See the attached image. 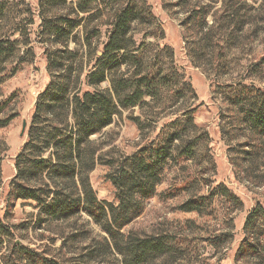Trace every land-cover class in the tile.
<instances>
[{"label": "rangeland", "instance_id": "1", "mask_svg": "<svg viewBox=\"0 0 264 264\" xmlns=\"http://www.w3.org/2000/svg\"><path fill=\"white\" fill-rule=\"evenodd\" d=\"M135 1L142 14L132 24L134 42L127 52L142 63L127 62L112 73H171L175 85H158V95L122 109L91 138L101 146L103 159L116 164L146 147L153 154L168 137L175 139L161 181L122 231L168 236V252L145 264H241L246 259L238 263L236 254L245 220L254 208L264 209V136L249 127L235 97L240 84L264 91V0ZM127 3L97 0L85 13L78 10V0H66L57 8L45 5L41 13L39 0H0V123L13 117L0 126V222L15 227L18 244L61 264L89 261V249L106 234L86 213L41 220L36 201L10 192L16 160L36 103L58 74L50 69L49 57L62 54L64 67L73 65L74 75L83 60L77 88H87L84 75L103 57L115 11ZM59 16L64 27L81 23L63 44L54 43V34L40 26L43 18ZM87 33L94 35L91 48ZM65 49L76 51V60L68 59ZM112 75L98 88L110 90ZM113 171L97 164L90 173L102 202H117ZM188 200L203 201L202 210H182ZM115 256L114 264H123V257Z\"/></svg>", "mask_w": 264, "mask_h": 264}, {"label": "trees", "instance_id": "2", "mask_svg": "<svg viewBox=\"0 0 264 264\" xmlns=\"http://www.w3.org/2000/svg\"><path fill=\"white\" fill-rule=\"evenodd\" d=\"M96 1L78 0L77 8L86 13L92 10L91 6ZM65 2L39 0L41 13L45 5L57 8L59 3ZM141 14L135 0H128L126 5L116 9L103 57L94 66L99 62L102 64L96 69L92 66L84 75L87 88H77L83 60L79 63L80 71L74 75L73 65L64 67L63 61L66 59L62 54L49 57L50 69L58 74L36 103L28 140L16 160L18 173L10 192L16 198L36 201L40 206L41 220H63L86 213L106 234L102 241L89 249V261L80 264H114L115 254L123 257V264H145L166 254L169 249L166 235L140 236L122 230L141 214L140 201L154 193L161 181L160 174L170 157L174 135L155 148L153 154L146 147L117 164L113 160H104L99 154L101 146L91 138L111 124L122 109L140 105L145 102L146 96L158 95L159 90L155 89L158 85H175L171 73L160 71L144 70L132 77L116 75L127 62L142 63V59L127 52L134 42L130 34L132 24ZM61 22V16L55 20H41L43 32L48 30L54 34V43L66 42L73 29L81 24L69 23L64 27ZM93 36L86 34L85 42L89 48ZM65 50L71 55L70 58L66 55V58L72 61L79 55L76 51ZM1 51H4V47L0 44ZM122 52L123 56L119 57ZM112 62L113 65L109 67ZM113 69L116 73H112ZM109 73L113 74L112 88H98ZM237 90L235 104L241 105L249 127L256 134L264 136V91L245 84H240ZM12 118L1 122L0 126ZM186 154L190 156L192 153ZM97 164L109 165L114 170L111 179L116 188V203L100 201L91 185L89 176ZM202 207L203 201L188 200L181 209L200 211ZM258 221L262 224H258ZM14 228L0 222V264H61L57 259L18 244ZM243 231L244 239L236 254L238 263L244 257L246 260L241 264H264L263 208L256 207L248 214Z\"/></svg>", "mask_w": 264, "mask_h": 264}, {"label": "water", "instance_id": "3", "mask_svg": "<svg viewBox=\"0 0 264 264\" xmlns=\"http://www.w3.org/2000/svg\"><path fill=\"white\" fill-rule=\"evenodd\" d=\"M25 126H26V124H24V129H25Z\"/></svg>", "mask_w": 264, "mask_h": 264}]
</instances>
